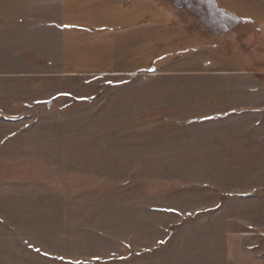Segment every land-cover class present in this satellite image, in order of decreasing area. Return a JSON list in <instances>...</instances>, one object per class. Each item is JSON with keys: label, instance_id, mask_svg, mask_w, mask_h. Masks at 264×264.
Listing matches in <instances>:
<instances>
[{"label": "rangeland", "instance_id": "obj_1", "mask_svg": "<svg viewBox=\"0 0 264 264\" xmlns=\"http://www.w3.org/2000/svg\"><path fill=\"white\" fill-rule=\"evenodd\" d=\"M261 188L257 0H0V264H264Z\"/></svg>", "mask_w": 264, "mask_h": 264}, {"label": "crops", "instance_id": "obj_2", "mask_svg": "<svg viewBox=\"0 0 264 264\" xmlns=\"http://www.w3.org/2000/svg\"><path fill=\"white\" fill-rule=\"evenodd\" d=\"M212 1V0H211ZM257 8H260V9H262V10H264V0H257ZM181 9H183V8H181ZM185 12V14H186V16H187V13H186V11H184ZM220 16V18H223L221 15H219ZM231 20H233L231 17H229ZM190 21H194V20H190ZM199 24H195V26H197V27H199L198 26ZM226 26H228V23L226 22L225 23V27ZM220 32V31H222V29H215L214 28V30L212 29V32ZM146 69V68H145ZM142 70V69H141ZM152 70V69H151Z\"/></svg>", "mask_w": 264, "mask_h": 264}, {"label": "trees", "instance_id": "obj_3", "mask_svg": "<svg viewBox=\"0 0 264 264\" xmlns=\"http://www.w3.org/2000/svg\"><path fill=\"white\" fill-rule=\"evenodd\" d=\"M255 193H264V188L254 189L252 191L247 192V195H254Z\"/></svg>", "mask_w": 264, "mask_h": 264}]
</instances>
